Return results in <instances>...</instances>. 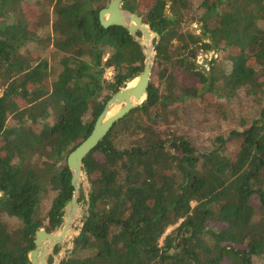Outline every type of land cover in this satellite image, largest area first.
<instances>
[{
    "label": "trees",
    "instance_id": "1",
    "mask_svg": "<svg viewBox=\"0 0 264 264\" xmlns=\"http://www.w3.org/2000/svg\"><path fill=\"white\" fill-rule=\"evenodd\" d=\"M110 1L0 0V264H32L37 231L63 225L74 193L69 155L111 96L145 69L137 39L101 25ZM32 4L40 11L33 20ZM123 9L160 35L158 84L85 158V227L62 264L264 259V108L209 151L160 130L172 107L208 93L230 98L245 90L263 101L264 0H200L197 8L193 0H124ZM52 15L53 37L41 39ZM192 20L205 38L185 31ZM38 43L51 47L52 60L27 49ZM212 51L229 53L228 71L216 59L209 72L200 68L199 56Z\"/></svg>",
    "mask_w": 264,
    "mask_h": 264
},
{
    "label": "rangeland",
    "instance_id": "2",
    "mask_svg": "<svg viewBox=\"0 0 264 264\" xmlns=\"http://www.w3.org/2000/svg\"><path fill=\"white\" fill-rule=\"evenodd\" d=\"M32 3L37 0H29ZM194 8H197L200 4V0H193ZM108 6V5H107ZM27 17L33 20L40 15L39 9L33 4L26 8ZM140 15V14H139ZM196 15V14H195ZM53 24L54 15L51 16L50 24L45 27V29L40 32L41 39L45 37H53ZM185 31L205 38L204 29L200 22L197 20L189 21L185 25ZM138 36V39H141ZM144 52L147 49L145 44H142ZM157 47V38L153 35L152 39V49ZM34 56H40V58L51 59L50 50L51 47L47 46L45 43H38L28 46L27 48ZM157 58V57H156ZM229 58V53L226 52H208L199 56L197 63L201 69L205 72H209L212 60L216 59L218 62H225L224 59ZM154 60V65H155ZM51 62V61H50ZM227 65L226 70L228 71L230 63L225 62ZM115 75L113 69H109L106 73V78L112 80ZM151 83L158 84V79L154 75V66L151 77ZM264 108V96L263 101L260 102L254 97L246 93L245 90H239L237 94L232 97H224L219 93H208L205 94L199 100H189L183 104L175 105L170 109V122L166 125H161L160 130L163 132L164 138H168L171 135L175 137H187L189 138L199 151H209L216 144V138L226 137L233 131H242L251 126V123L260 115ZM90 116L86 117L88 120ZM123 144V142H122ZM174 149L177 148L176 144L171 143ZM91 186L89 181L85 176L82 178L81 191L79 195V202L81 208L83 209L80 216H77L74 221V229H71L68 237V242L65 244H59L54 252V255L58 257L57 261L54 259V255H50L49 264L51 259L52 264H62V262L71 257L75 245L74 239L80 233L82 228L81 220L84 219L86 211L88 209L86 199L90 193ZM82 195L85 199L82 200ZM257 204V201L254 200ZM46 207H49V203H46ZM66 216H64V221ZM64 224V223H63ZM63 228V225L59 228ZM176 227L170 228L166 235L170 234ZM164 241V239H163ZM163 241L161 245H163ZM58 250V252H57ZM254 264H264V259L255 258Z\"/></svg>",
    "mask_w": 264,
    "mask_h": 264
},
{
    "label": "water",
    "instance_id": "3",
    "mask_svg": "<svg viewBox=\"0 0 264 264\" xmlns=\"http://www.w3.org/2000/svg\"><path fill=\"white\" fill-rule=\"evenodd\" d=\"M123 2L124 0H111L108 6L100 11L99 18L101 25L104 28L114 26L123 27L141 45L153 39V35L159 40L160 35L151 30L150 26L145 23L144 17L137 13L134 14L124 10ZM138 34L142 35L141 39H138ZM144 53L146 55L144 71L132 81L125 83L117 93L111 96L102 114L97 119L91 135L69 155L67 165L72 173L74 193L72 200L61 212V214L65 212L66 220L63 222V228H58L51 233L45 228L37 231L35 240L36 248L29 254L32 264H49L50 255H54L56 247L59 244L68 242L69 233L71 229H74V221L77 216H80L83 210L79 204V195L82 178L83 176L87 178L84 172L85 158L106 138L117 122L124 119L147 100L154 60L157 57V47L154 48V56H148L147 51ZM151 58H153V61H151ZM136 80V85L134 87L130 86ZM81 223L82 228L78 236L74 239V245L81 239V234L85 227V219H82ZM53 257L57 261L58 257L55 255Z\"/></svg>",
    "mask_w": 264,
    "mask_h": 264
},
{
    "label": "bare ground",
    "instance_id": "4",
    "mask_svg": "<svg viewBox=\"0 0 264 264\" xmlns=\"http://www.w3.org/2000/svg\"><path fill=\"white\" fill-rule=\"evenodd\" d=\"M144 44H145V46H146L147 49H148V50H146L148 56H149V55H150V56H154V49H153V51L151 52V49H152V39H151L148 43H144ZM151 61H153V58H151ZM136 83H137V80H136V81H133V82L130 84V86L134 87V86L136 85Z\"/></svg>",
    "mask_w": 264,
    "mask_h": 264
},
{
    "label": "flooded vegetation",
    "instance_id": "5",
    "mask_svg": "<svg viewBox=\"0 0 264 264\" xmlns=\"http://www.w3.org/2000/svg\"><path fill=\"white\" fill-rule=\"evenodd\" d=\"M61 215H63V221H64L65 212L63 214H61Z\"/></svg>",
    "mask_w": 264,
    "mask_h": 264
}]
</instances>
